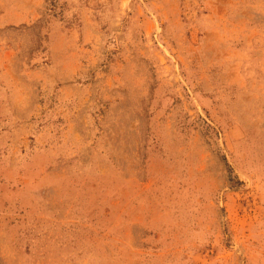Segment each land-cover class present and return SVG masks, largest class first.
I'll return each instance as SVG.
<instances>
[{
    "label": "rangeland",
    "instance_id": "rangeland-1",
    "mask_svg": "<svg viewBox=\"0 0 264 264\" xmlns=\"http://www.w3.org/2000/svg\"><path fill=\"white\" fill-rule=\"evenodd\" d=\"M0 264H264V0H0Z\"/></svg>",
    "mask_w": 264,
    "mask_h": 264
}]
</instances>
